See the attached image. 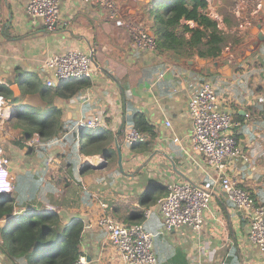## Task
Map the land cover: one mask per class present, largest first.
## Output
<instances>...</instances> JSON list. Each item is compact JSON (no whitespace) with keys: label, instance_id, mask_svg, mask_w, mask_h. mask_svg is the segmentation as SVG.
<instances>
[{"label":"crops","instance_id":"0c3cea01","mask_svg":"<svg viewBox=\"0 0 264 264\" xmlns=\"http://www.w3.org/2000/svg\"><path fill=\"white\" fill-rule=\"evenodd\" d=\"M27 1L0 0V159H7L12 184L0 193V202L8 199L2 203L13 207L0 218V242L8 234L7 222L50 203L58 207L57 233L82 224L79 251L90 264H121L96 223L100 202H106L110 214L124 223H134L129 214L149 210L138 223L162 234L156 264H260L258 249L248 240V222L223 195L211 201L199 232L162 231L160 197L155 203L150 198L166 192L168 182L199 185L213 173L188 139V97L209 81L249 156L248 162L230 165L228 173L264 204V0H253L249 15V0L241 1V9L229 16L232 23L223 17L228 43L214 59L200 58L188 47L185 55L135 50L122 27L83 0H60L59 24L47 32L30 22ZM151 1L157 0H116L122 18L147 27ZM204 2L207 11L223 6L221 0ZM73 49L92 56L94 75L47 86L43 60ZM97 113L104 117L105 131H85L90 137L83 138L82 148L83 131L76 125ZM134 115L155 135H141L143 143L127 147L122 134L134 126ZM102 147L115 153L105 156ZM94 156L105 158V166L82 167ZM4 257L0 253V264Z\"/></svg>","mask_w":264,"mask_h":264},{"label":"built area","instance_id":"2783aa9c","mask_svg":"<svg viewBox=\"0 0 264 264\" xmlns=\"http://www.w3.org/2000/svg\"><path fill=\"white\" fill-rule=\"evenodd\" d=\"M96 5L106 19L122 27L129 39L131 48L157 52V41L149 28L139 21L122 18L116 0H83ZM205 3V2H204ZM207 8V6H206ZM223 30L225 20L217 8L205 10ZM60 0H28L25 13L30 22L39 24L45 31L52 32L59 24ZM232 61V57H229ZM47 71V86L73 79L91 78L95 73L92 56L81 50L73 49L64 53L52 54L43 60ZM222 109V110H221ZM187 113L190 121L189 142L194 151L199 152L213 173L199 185L191 183L168 182L166 194L158 200V211L166 231L187 227L199 232L203 224V214L214 197L223 195L243 215L249 224L248 240L257 247L259 262L264 264V204L255 202L235 176L228 173L229 166L240 160L248 162L249 156L234 137L232 114L221 105L214 85L205 81L200 88L189 95ZM3 111L0 110V115ZM170 127V123H165ZM79 129L104 130L105 120L101 113L78 121ZM142 136L131 126L123 130L122 144L134 145ZM174 142L179 139L174 137ZM1 153V149H0ZM7 159H0V193L12 189L9 171L5 168ZM101 156L88 158L82 167L104 165ZM101 214L96 223L105 233L110 246L118 253L121 264H156L153 249V234L145 230L142 223H124L116 220L109 212L106 202H100ZM58 207L46 203L40 212H56ZM145 210L144 216H148ZM73 264H90L86 256L80 254Z\"/></svg>","mask_w":264,"mask_h":264},{"label":"trees","instance_id":"16d2710c","mask_svg":"<svg viewBox=\"0 0 264 264\" xmlns=\"http://www.w3.org/2000/svg\"><path fill=\"white\" fill-rule=\"evenodd\" d=\"M205 10L204 0L151 1L146 17L148 28L156 38L158 50L185 55L184 49L188 47L196 48V54L200 58L214 59L219 56L227 42V36L217 27L216 22L207 15ZM181 20L193 21L196 27L191 28L182 24ZM185 33L189 34L188 38L185 37ZM131 122L141 135L148 134L150 137H154L155 133L152 128L141 116H132ZM88 130L91 129H82V148L84 147L83 138L89 139L90 137L85 132ZM101 152L105 156H109L111 153H115V149L105 147ZM163 194L165 195L166 192ZM163 194L151 197V202L155 203ZM7 200L0 202V218L13 211L12 205L5 207L2 203ZM143 217L144 210H138L128 216L129 220L135 218L134 223L140 222ZM59 222L60 218L55 212L33 213L28 211L22 217L15 216L7 222L3 229L8 231L3 241L0 242V253L5 256L4 263L73 264L80 255L82 224L77 222L74 226H66L57 233Z\"/></svg>","mask_w":264,"mask_h":264},{"label":"rangeland","instance_id":"374dc122","mask_svg":"<svg viewBox=\"0 0 264 264\" xmlns=\"http://www.w3.org/2000/svg\"><path fill=\"white\" fill-rule=\"evenodd\" d=\"M222 1V4H223V6L221 5L220 7L222 8L221 10L220 9H217L218 10V12H219V14L222 16V17H226L228 20H229V22L230 23H232L233 21L232 20H230V15H234L235 14V11H236V9H237V12L241 9V6H240V4H241V1L243 2V0H221ZM254 3H256V1L254 2ZM236 4H237V7H236ZM252 4H253V0H249V2H248V10H247V13H246V15H249L250 14V12H252L251 10H252ZM255 5V4H254ZM205 6H206V3H205ZM234 12V13H233ZM237 15H239V14H237ZM241 15V14H240ZM223 31V30H222ZM224 32V31H223ZM225 33V32H224ZM228 43V42H227ZM226 43V44H227ZM225 44V45H226ZM222 110V109H221ZM140 143H143V139H141V140H138L137 142H136V145L137 144H140ZM127 147H129V146H127ZM209 167V166H208ZM210 168V167H209ZM37 212V211H36ZM35 212V213H36ZM34 213V212H33ZM161 225H162V231H165V232H168V231H166L165 229H164V226H163V223L161 222ZM143 227H144V225H143ZM145 229V228H144ZM162 237V234H160V233H158V234H156V235H153V249L156 251V252H158L157 250L159 249V246H160V238ZM157 254V253H156Z\"/></svg>","mask_w":264,"mask_h":264},{"label":"water","instance_id":"95a60500","mask_svg":"<svg viewBox=\"0 0 264 264\" xmlns=\"http://www.w3.org/2000/svg\"><path fill=\"white\" fill-rule=\"evenodd\" d=\"M118 155H119V165L121 164V153H120V150H119V148H118ZM103 166H105V165H101V166H98V167H96V168H101V167H103Z\"/></svg>","mask_w":264,"mask_h":264}]
</instances>
